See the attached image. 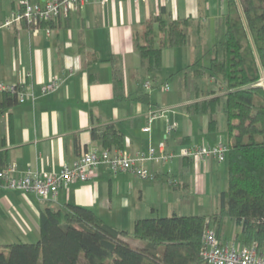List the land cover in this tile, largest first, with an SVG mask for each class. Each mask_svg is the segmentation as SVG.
Segmentation results:
<instances>
[{"label": "crops", "instance_id": "obj_1", "mask_svg": "<svg viewBox=\"0 0 264 264\" xmlns=\"http://www.w3.org/2000/svg\"><path fill=\"white\" fill-rule=\"evenodd\" d=\"M20 1L0 0V83L26 84L29 90L33 86L35 99L3 108L0 94V152H6L8 165L17 175L59 173L83 152L103 150L102 135L113 127L124 144L111 150H124L132 157L144 152L147 159L139 165L157 177L114 174L101 164L91 181L70 183L50 201L0 186V229L9 226L39 240L42 210L67 203L90 208L111 226L126 230L139 219L178 214L179 206L202 209L198 215L218 213L221 193L228 188V165L216 158L186 159L183 152L193 146L229 144L222 103V111L214 114L188 110L223 95L224 86L208 73L196 76L185 69L198 58L207 66L218 38L217 23L222 31L226 0L89 2L52 26L22 22L4 27L19 11ZM160 15L167 21L189 19V41L192 36L197 44L165 49L163 68L147 74L136 41L143 39L144 23ZM212 32L210 46L205 42ZM162 34L156 24L155 38ZM200 78L207 80V89H202ZM53 79L61 82L59 88L42 94V85ZM145 81L152 83L146 90L150 103L136 99ZM166 85L171 86L168 91ZM158 112L159 118L151 121L152 113ZM171 124L177 127L168 135ZM148 126L151 131L145 132ZM161 144L163 154L173 156L170 160L161 158ZM151 149L156 150L153 157ZM219 234L228 241L222 225Z\"/></svg>", "mask_w": 264, "mask_h": 264}, {"label": "trees", "instance_id": "obj_2", "mask_svg": "<svg viewBox=\"0 0 264 264\" xmlns=\"http://www.w3.org/2000/svg\"><path fill=\"white\" fill-rule=\"evenodd\" d=\"M226 2L228 10L209 52V65L198 58L185 69L196 76L208 73L224 86L223 95L188 107L195 114H214L223 105L230 139L225 159L229 179L220 196V211L143 218L126 230L111 226L87 207L49 205L41 212L40 239L0 243V264H208L203 257L204 233L213 229L226 241L219 234L226 218L241 228L234 239L238 247L256 244L259 253L264 252V0ZM156 24L163 33L159 39L154 35ZM188 25L189 19L167 21L162 15L144 23L136 48L147 74L163 68L165 49L188 44ZM137 94L138 101L150 103L143 86ZM2 95L1 107L18 103L15 95ZM102 142L104 149H122L124 144L113 127L103 133ZM6 166V152H0V170Z\"/></svg>", "mask_w": 264, "mask_h": 264}, {"label": "built area", "instance_id": "obj_3", "mask_svg": "<svg viewBox=\"0 0 264 264\" xmlns=\"http://www.w3.org/2000/svg\"><path fill=\"white\" fill-rule=\"evenodd\" d=\"M110 1L120 0H47L42 3L21 0L19 11L4 23V27L11 28L15 24L22 22L40 26L43 23L53 22L61 16H68L81 9L86 3L107 4ZM134 1L138 2L141 0ZM48 32L50 33V31ZM60 84L59 80L53 79L42 85L41 93L44 95L52 93L59 88ZM143 87L146 90H150L152 88L151 81H145ZM169 89V85H166L164 88L167 91ZM4 93L15 95L17 102L20 104L26 103L29 98L35 99L33 86L29 90L26 84L6 85L0 83V94ZM159 116V112L152 113L151 121L159 118ZM176 127V124L169 125L167 129L168 135L175 131ZM144 131H151L150 126L146 127ZM164 147L165 145L161 144L160 152L162 154L164 153ZM228 150V145L224 143L213 147L193 146L186 149L183 152V156L199 160L216 158L220 162H223L226 159ZM155 154L156 150L151 149V157ZM172 157L166 154L161 155V158L164 160H170ZM146 159L147 157L144 152H138L136 157H132L124 150L103 149L83 152L72 165L64 166L59 173L29 171L25 174L17 175L15 167L8 165L3 170H0V186L25 193H32L40 200L50 201L58 195L60 189L67 187L70 183L91 181L101 164L108 165L110 171L114 174L132 173L143 180H153L157 177L156 174L139 165L140 161ZM203 242V257L208 264H264V252L259 253L256 244L251 247L240 248L234 241H221L219 235L213 229L205 231Z\"/></svg>", "mask_w": 264, "mask_h": 264}, {"label": "rangeland", "instance_id": "obj_4", "mask_svg": "<svg viewBox=\"0 0 264 264\" xmlns=\"http://www.w3.org/2000/svg\"><path fill=\"white\" fill-rule=\"evenodd\" d=\"M216 26H217V30H218L217 33L219 36L220 35L219 29L221 28V22L217 23ZM213 27H215V25ZM212 41H213V32L211 33V38L209 40H206L205 43H209L211 46ZM189 43H190V45H196L197 44V42L192 38V36L190 37ZM178 48H181V47H178ZM209 62H210V59H206L207 65L209 64ZM199 83L201 84L202 89L208 88V82L206 79L200 78ZM176 90H179L178 86H176ZM222 106L220 107L219 111H222ZM224 165L226 166L227 164L225 163ZM228 176H229V174H228ZM178 209H179L178 214L180 216L193 215V214H197V213L202 214V213H200V212H202V209H197L195 211V209L192 208V205H190L189 207L188 206H186V207L179 206ZM213 210H215V209H213ZM164 216L165 215H163L162 217H164ZM1 227H2L0 229V243L1 244L20 243V242H24V243L25 242H30V243L37 242V239H33L32 237L28 238V237H25L21 232L12 231L9 228V226L8 227L7 226H1ZM222 230L230 242H233L234 239L236 238V236L241 232V228L230 218H226L223 221ZM136 243L142 244V242H136Z\"/></svg>", "mask_w": 264, "mask_h": 264}]
</instances>
